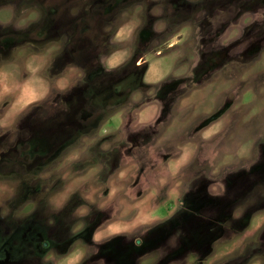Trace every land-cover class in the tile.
Returning <instances> with one entry per match:
<instances>
[{
    "label": "rangeland",
    "instance_id": "rangeland-1",
    "mask_svg": "<svg viewBox=\"0 0 264 264\" xmlns=\"http://www.w3.org/2000/svg\"><path fill=\"white\" fill-rule=\"evenodd\" d=\"M0 264H264V0H0Z\"/></svg>",
    "mask_w": 264,
    "mask_h": 264
},
{
    "label": "flooded vegetation",
    "instance_id": "flooded-vegetation-1",
    "mask_svg": "<svg viewBox=\"0 0 264 264\" xmlns=\"http://www.w3.org/2000/svg\"><path fill=\"white\" fill-rule=\"evenodd\" d=\"M34 114H36V111L32 113V115H34ZM22 132H23V130H22ZM23 133H24V132H23Z\"/></svg>",
    "mask_w": 264,
    "mask_h": 264
}]
</instances>
